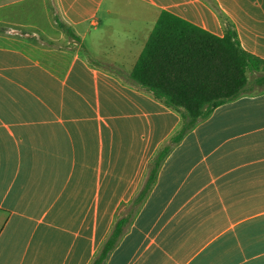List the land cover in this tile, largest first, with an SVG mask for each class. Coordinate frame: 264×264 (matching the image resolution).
Wrapping results in <instances>:
<instances>
[{
  "label": "crops",
  "instance_id": "crops-1",
  "mask_svg": "<svg viewBox=\"0 0 264 264\" xmlns=\"http://www.w3.org/2000/svg\"><path fill=\"white\" fill-rule=\"evenodd\" d=\"M163 11L264 59V0H0V264H91L139 190L180 115L87 55L131 72ZM107 264H264V92L172 151Z\"/></svg>",
  "mask_w": 264,
  "mask_h": 264
},
{
  "label": "trees",
  "instance_id": "trees-1",
  "mask_svg": "<svg viewBox=\"0 0 264 264\" xmlns=\"http://www.w3.org/2000/svg\"><path fill=\"white\" fill-rule=\"evenodd\" d=\"M109 69L125 85L177 112L181 121L150 160L139 190L116 215L91 264H107L154 189L162 166L191 131L219 106L264 92V59L244 49L235 29L220 37L168 11L161 13L131 72Z\"/></svg>",
  "mask_w": 264,
  "mask_h": 264
},
{
  "label": "rangeland",
  "instance_id": "rangeland-1",
  "mask_svg": "<svg viewBox=\"0 0 264 264\" xmlns=\"http://www.w3.org/2000/svg\"><path fill=\"white\" fill-rule=\"evenodd\" d=\"M136 40H138V37L136 38ZM132 42H135V39H132ZM84 48L87 49V46L85 45ZM85 49H84V50H85ZM85 51H86V50H85ZM86 55H87V54H86ZM87 56H88V59H89L92 63H94V64H96V65H103V66L105 67L106 70H110V69H109L110 65H109V63H108L107 61L98 60V59L94 58V57L91 56V55H87ZM130 63H131V60H128L127 62H125L126 65H130ZM251 78H254V76H251Z\"/></svg>",
  "mask_w": 264,
  "mask_h": 264
}]
</instances>
